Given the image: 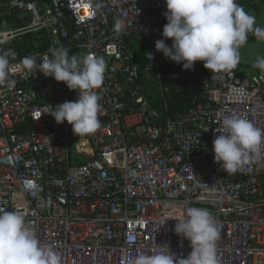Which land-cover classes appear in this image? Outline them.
Here are the masks:
<instances>
[{"label": "built area", "instance_id": "obj_1", "mask_svg": "<svg viewBox=\"0 0 264 264\" xmlns=\"http://www.w3.org/2000/svg\"><path fill=\"white\" fill-rule=\"evenodd\" d=\"M165 12L166 0H0V20L15 18L0 25V52L14 50L18 66L16 88L0 87V208L24 214L62 264H128L156 245L187 258L193 249L175 233L178 221L163 222L188 207L215 217L219 264H264V168L229 175L214 153L223 118L264 129V71L212 79L203 62L184 70L155 47ZM27 34L39 40L17 51ZM61 47L106 62L94 134L79 137L50 115L77 92L22 68L25 56L40 62ZM185 87L200 101L170 116L167 99Z\"/></svg>", "mask_w": 264, "mask_h": 264}, {"label": "clouds", "instance_id": "obj_2", "mask_svg": "<svg viewBox=\"0 0 264 264\" xmlns=\"http://www.w3.org/2000/svg\"><path fill=\"white\" fill-rule=\"evenodd\" d=\"M166 4L164 39L157 40L155 47L165 58L183 63L184 70H194L197 62H203L205 69L213 73L212 79L232 76L241 63L240 49L247 44L249 34H257L264 42V28L256 26L255 17L237 0H166ZM115 30L118 35L125 31L122 21H116ZM169 39L173 41L171 47L165 43ZM70 51L52 48L50 57L45 55L38 62L34 56H25L21 64L29 76L42 72L46 78L54 77L77 92L74 102L55 106L50 115L57 124L67 121L75 135L87 136L101 127L98 90L104 84L107 65L102 57L89 54L80 58L70 56ZM16 57L12 49L0 52V87L16 88L13 77L18 66L11 63ZM254 66L264 71V58L257 57ZM217 132L215 162L222 164L229 175L243 173L253 163L264 168V129L232 114L222 119V128ZM168 219L178 221L175 233L191 242V254L178 259L167 246L156 245L152 254L138 255L128 264H219L217 242L221 231L208 209L188 207L178 216H166L163 224ZM0 264H62V257L53 247L41 244L35 225L24 214L0 208Z\"/></svg>", "mask_w": 264, "mask_h": 264}, {"label": "trees", "instance_id": "obj_3", "mask_svg": "<svg viewBox=\"0 0 264 264\" xmlns=\"http://www.w3.org/2000/svg\"><path fill=\"white\" fill-rule=\"evenodd\" d=\"M237 3L241 5L246 11L249 9L255 8L256 6L251 3L250 0H237ZM39 40V37L37 34H27L26 36L17 39V41L14 42V48L17 51L20 50H30L32 48L33 44ZM253 39L251 37H248V42L252 41ZM142 55L140 54V58L142 59ZM254 73H259L262 72V70H253ZM197 72V70H196ZM200 73V71H199ZM193 88L199 90V87L197 85H194ZM154 99V105L155 107L158 106L157 108L161 113H165V110L160 108L162 99L159 97L158 94L153 95ZM153 98V97H152ZM200 99L197 97L196 93H193L192 88L185 87L182 89L180 93L172 92L171 96L167 99V113L170 116H173L175 114H179L182 112L187 111L188 109L193 106L194 103L199 102Z\"/></svg>", "mask_w": 264, "mask_h": 264}, {"label": "water", "instance_id": "obj_4", "mask_svg": "<svg viewBox=\"0 0 264 264\" xmlns=\"http://www.w3.org/2000/svg\"><path fill=\"white\" fill-rule=\"evenodd\" d=\"M248 13L255 17L256 19V26L264 28V5L259 4L255 8L248 10ZM4 22L15 21V18L12 16H5L3 20H0V25ZM248 37H251L253 40L247 42L245 46L240 49L241 54V63L239 65L251 68L253 70H261L260 68L254 66V63L257 60V57L264 58V42H260L261 37H259L255 33L249 34ZM173 41L168 40V44L171 47ZM181 80L184 82V76L181 75ZM193 93L197 94V90H193Z\"/></svg>", "mask_w": 264, "mask_h": 264}, {"label": "rangeland", "instance_id": "obj_5", "mask_svg": "<svg viewBox=\"0 0 264 264\" xmlns=\"http://www.w3.org/2000/svg\"><path fill=\"white\" fill-rule=\"evenodd\" d=\"M234 73H235L237 76H240V77H249V76L252 75L254 72L252 71L251 68H248V67H245V66L238 65V67L234 70ZM154 95H155V93H154Z\"/></svg>", "mask_w": 264, "mask_h": 264}]
</instances>
